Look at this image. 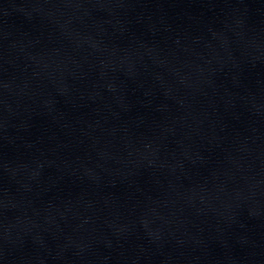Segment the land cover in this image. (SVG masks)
<instances>
[{"label": "water", "instance_id": "95a60500", "mask_svg": "<svg viewBox=\"0 0 264 264\" xmlns=\"http://www.w3.org/2000/svg\"><path fill=\"white\" fill-rule=\"evenodd\" d=\"M0 264H264V0H0Z\"/></svg>", "mask_w": 264, "mask_h": 264}]
</instances>
